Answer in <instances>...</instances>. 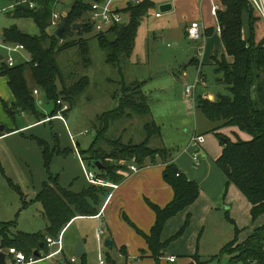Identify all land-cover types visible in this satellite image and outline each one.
I'll return each mask as SVG.
<instances>
[{
  "label": "trees",
  "instance_id": "trees-1",
  "mask_svg": "<svg viewBox=\"0 0 264 264\" xmlns=\"http://www.w3.org/2000/svg\"><path fill=\"white\" fill-rule=\"evenodd\" d=\"M58 1L15 0L12 16L32 19L40 34L30 35L16 26L3 31L2 39L5 44L23 45L25 53L29 56V61L20 62L17 66L7 67L5 64L1 66L0 75L8 79L15 99L10 107L3 103L4 107L12 111L13 117L16 114H24L34 118L38 124L52 121L58 115L62 108L58 104L59 101L69 106L68 111L64 112V115L68 114L86 93L90 79L87 76L78 80L72 77L70 81L63 74L58 64V57L71 49H76L80 63L84 68L89 69L93 65L90 43L92 39L97 42L100 50L105 53V64L116 70L121 78L118 84L121 86L122 94L118 108L97 118L100 123L105 124V128L94 125L95 140L88 150L81 151L80 154L86 165H93L95 170H97L96 163H99L102 168L101 174L98 171L99 177L112 182L120 181L121 176L118 171L126 169V166H122L120 162L133 161L144 165L147 160L154 162L157 158H161L167 164L164 180L172 187L174 200L164 209L149 202L157 217L151 233L144 234L127 217H124L125 221L145 238L151 257L156 264H160L163 251L173 239L184 234L191 218H187L182 229L174 237L163 242L162 234L167 222L193 205L200 197L201 188L169 161L171 157L169 149L151 145L153 139L162 137V128L152 117L150 99L144 93L141 83L127 82L125 77L126 64L133 55L138 29L144 17L153 8V4L149 0L138 5L131 4L124 11L129 15L127 23H121L106 33H97L92 39H86L81 36L90 34L94 30L90 22L93 0H76L62 20L67 22V29L63 39H59L51 27L54 8ZM222 2L225 6V11L219 12L222 40L232 62L224 57L217 62L216 72L221 76L218 82L226 87L228 93L217 94L213 101L199 96L196 105L209 121L215 123L214 133L216 132L215 135L220 139L223 147L222 155L216 164L226 176L227 184L236 186L252 205L251 217L255 224L264 216V42L256 41L253 16L257 22L260 18L256 17L250 3L245 0H222ZM244 12L252 18L248 40L243 38L242 33ZM75 24H83L82 29L78 32L73 31ZM76 35L78 38L75 37ZM30 80L34 89L30 86ZM35 90H41L46 99L54 103L49 115L39 109L34 95ZM135 118L144 122L142 129L140 128V135L143 136L140 142H135L133 139L125 140L123 137L125 130L119 137L106 138L115 124ZM225 128H236L251 139L243 140L234 133L237 140L228 139L225 144L221 134H218L219 130ZM14 131L5 128L4 132L0 131V137ZM35 139L42 148L47 167H50L56 154L67 152L66 150L62 152L58 146L52 151L45 140L36 137ZM8 180L9 185L21 193L18 186ZM49 180L54 182L55 186L45 183L35 200L41 204L48 221L46 232L14 234L12 228L17 226V222H0V250L16 249L24 253L27 259L35 257V252L38 251L41 257L54 250L48 247L47 238L57 240L68 224L77 217H95L99 214L101 198L105 196L107 190L91 185L88 189L75 193L59 187L58 179L51 174ZM232 223L236 229L235 239L224 246L220 256H229L231 264H264V225L256 229L245 242L238 243L241 230L236 228L234 222ZM235 244L236 248H233ZM200 258L198 254L194 256L199 264H205ZM107 261L114 264L110 257ZM59 264L88 263L86 255H83L76 263L65 258Z\"/></svg>",
  "mask_w": 264,
  "mask_h": 264
},
{
  "label": "rangeland",
  "instance_id": "rangeland-1",
  "mask_svg": "<svg viewBox=\"0 0 264 264\" xmlns=\"http://www.w3.org/2000/svg\"><path fill=\"white\" fill-rule=\"evenodd\" d=\"M75 2L76 0L58 1L55 5L54 13L61 17L60 22L66 17ZM15 3V1L11 0H0V34L5 27L18 26L26 30L30 35H39L40 31L34 23L28 24L25 20H15L9 17V13L12 11V6ZM158 11L160 12V7ZM255 15L257 17L256 12ZM253 20L256 41L264 42V28L259 25L260 23L257 22L254 16ZM251 21V15L246 12L244 14V25L242 28L243 38L245 40L249 38ZM96 34L97 32L93 30L90 34H83L81 37L92 39ZM75 37L78 38L77 35ZM155 38L153 34L151 38L153 46H150L148 50L147 65L140 66V71L144 72L142 78L148 81L146 82L147 90L150 87L152 90H155L154 94L150 96L152 113H154L152 117L154 116L153 118H155L157 124L162 128V137L153 139L151 145L155 147L162 145L168 147L171 152V158L175 159L187 148L192 136L198 128L197 122L199 119L195 117L194 114L196 103H194L195 107L190 112L189 101L191 100L188 101L185 97V93L183 94V92H185V87L195 86L196 91L194 93L196 95L194 102H196L200 94L217 95L218 93H228V91H226V87L219 83L213 75H209L208 87L206 89H196L197 79L195 74L186 80L184 86L181 83L169 81L171 76L170 69H172L174 67L173 65L176 63L174 54L177 48H175L173 43L168 39L159 41V39ZM90 44L93 65L89 69L84 68L80 63L76 49H71L69 52L63 53L58 57L59 66L63 74L67 76L70 81H72V77H76V80H78L87 76L90 79V86L86 93L73 106L72 110L64 115L66 120L63 122L55 117L52 121L33 125L22 131L8 134L0 139V222H17V226L12 228L14 234L17 232L34 234L45 230L48 221L44 216L42 206L40 203H32L31 201H33L37 193L41 191L43 184L49 181L50 174L56 179H58L57 176H59V187H65L72 191L81 192L84 187L90 186L84 174L81 160L82 155L80 156L79 152L88 150L92 145L96 137L95 126L98 128L100 126V128H105V124L102 122L100 123L97 118L118 108L119 99L122 94L120 91L121 86L118 84L121 79L120 76L116 70L105 64V53L100 50L97 42L92 39ZM168 44H171L172 47L168 48ZM186 46L191 47L194 52L195 44L193 42L187 41ZM178 54L182 57V52ZM0 55L6 60L9 53L0 47ZM12 55L16 60H20V62L29 61V56L26 53L23 54V58L20 53H14ZM183 57L186 58L185 54ZM5 60L0 61V67L1 63H5ZM150 69L152 71H157V74H163L155 77L154 80H150ZM39 91L41 93L37 97L39 109L44 114L49 115L54 108V103L48 101L44 93L41 90ZM40 100L42 101L41 104L39 103ZM5 117L9 119V122H0V126L2 127H5V125H13L15 128L17 125L20 127L25 122L33 123L35 121L34 118L29 116L23 117L22 114H16L15 117H13L12 111L10 110H6ZM102 124H104V126ZM143 124L144 122L142 123V121L137 118L131 121L123 120L113 126L106 135V138L119 137L122 131L125 130V134L123 135L125 140L133 139L135 142H140L141 139H143L142 134L140 135V128ZM186 130L190 132L187 133ZM198 132L200 131L198 130ZM209 134L212 135L213 133L211 132ZM218 134H221L222 139L237 140L229 130ZM35 137L45 140L53 150H56L58 146L62 152L65 150L67 152L59 155L56 154L51 161L50 167H47L42 154V148L35 140ZM218 140V143L212 144V152L210 155L218 153L222 147L220 139ZM78 144H80L79 147ZM203 156H205V158H203ZM199 157L202 166L206 165V179L210 178L216 183L222 172L221 169L215 162L213 163L211 156L204 154L202 150L199 152ZM188 160L190 159L188 158ZM210 162L213 164L212 167ZM212 168L215 173H213ZM87 169L95 171L93 165L90 166L87 164ZM8 179H10L15 186L20 187L22 192L21 195L9 185ZM50 185L52 187L55 186L54 182H51ZM203 188L210 190L206 182H203L201 189L203 190ZM237 192L239 193L235 187L226 183L223 193L222 190L221 195L218 193L222 205L214 211L209 219L206 220L205 218L203 221H200L199 218H196L194 222L192 221V223H190L182 236L173 239L169 243L168 247L165 249V253L178 256L177 263L169 264H189L188 259L191 258V255L194 256L197 254L205 264H231L230 257L227 255L220 256V252L226 244L235 239L236 229L232 222L236 224V228H239V226L248 227L251 224L246 221L248 214L245 208L241 207V200L243 197H240ZM226 207H230V210H227ZM231 207L233 208L231 209ZM235 214H237L239 218L238 224L233 218ZM117 220L120 226L126 228L130 227L120 213L118 214ZM255 225H258V221ZM96 226L97 224L92 220L79 219L75 224H72L66 229L63 237V244L66 248L65 252L69 260L74 253V247L77 245L78 241L87 239L89 240V250H87L86 253L88 264H99V252H101L102 255L101 259H103L106 264H112L107 261L109 257L114 261V264H126L127 259L123 258L121 255L118 243V246L116 245L114 248L109 249L105 248L104 244L101 245L98 243L95 237ZM176 226L177 223H173L172 228L167 231V237H164V242L174 237L179 232L180 228L183 227V225L180 224V228L175 230ZM172 230L173 232H171ZM248 231H250V229H248ZM243 232H245V234H243ZM246 232L247 229L239 233L238 243L244 241L247 235ZM110 236L106 231V237H104L103 240L105 241V239ZM233 248H236V244ZM62 257L63 255H59L51 260L44 261V263L58 264ZM191 260L193 264H199L194 257H192ZM8 264H10V262H8Z\"/></svg>",
  "mask_w": 264,
  "mask_h": 264
},
{
  "label": "crops",
  "instance_id": "crops-1",
  "mask_svg": "<svg viewBox=\"0 0 264 264\" xmlns=\"http://www.w3.org/2000/svg\"><path fill=\"white\" fill-rule=\"evenodd\" d=\"M11 1H15V0H11ZM143 1L145 0H136L135 2L133 0H114L111 6L115 11L122 12L121 15L123 17V23H127L129 20V15L126 14L124 11L128 9V7L131 4L138 5L142 3ZM149 1L153 4V8L150 9L147 16L144 17L138 29L135 49H134L131 59L126 64V68H125V77H126L127 82L141 83L142 89L144 93L149 97V99H150V96L154 94L155 90L153 89L154 90L153 91L151 87L147 90L146 82L148 81L142 78V74L144 72L140 71V66H145L148 63V50L150 46H153V42L151 39L153 34L156 37L155 39H159V41H162L165 39L170 40V42L173 43L174 47L177 48V51L174 54L175 55L174 59L176 60V63L175 65H173L174 67L170 69L171 76L169 78V81L178 82V83L183 84L184 86V83L186 82V80L190 76L195 74L196 79H197V85H196L197 90L198 88L206 89L208 87L207 85H208L209 75L211 76L213 75L215 79L218 81V79L221 78V76L218 75L216 72L217 62L221 61L224 57H226L229 62H232V58L229 57L226 53V49H225V46L222 40V27L219 21V12L225 11V6L223 5L222 0H149ZM15 4L12 6V11L9 13V17L15 20H25L28 24L29 23L35 24V22L32 19H23V18L13 17L12 12L14 10ZM162 6H169V10L166 12H163L161 10ZM213 6L218 7L217 16H214L212 14ZM159 7H160V12L158 11ZM194 22H199L201 25V39L198 41L192 40L188 36V30L191 24ZM259 23H260L259 25H261L262 28H264L263 23H261V21H259ZM7 28H10V27H5L4 29H7ZM18 28L27 32L21 27H18ZM52 29L56 30L54 28ZM219 29H221L220 32H219ZM157 34H160V35H157ZM2 35H3V32L0 34V47L6 50L3 46H8L11 44H5L3 42ZM187 41H191L195 44L194 52L191 47L186 46ZM171 47L172 45L168 44V48H171ZM179 52H182V57L178 54ZM19 53L22 55V58H23V54L25 52H22V53L19 52ZM184 54L186 58L183 57ZM2 60L4 61L5 58L2 55H0V61ZM16 63L18 65L20 63V60L19 61L16 60ZM2 64L6 65V63H1V66ZM158 70H161V69H158ZM162 74L163 73L157 74V71H152L150 69L149 78L150 80H154L155 77L162 75ZM30 86L32 87V89H34V85L32 84L31 80H30ZM186 87L184 91L186 90ZM35 91H38V94H35ZM35 91H34V95L37 99V97L41 93L39 90H35ZM184 93L185 92H183V94ZM195 95L196 94L194 93L193 99H190L191 101L188 100L190 112L195 107L194 106V103H196L194 102ZM199 96H203V97L208 96L207 98H209L210 100H215L217 95L200 94ZM14 100H15L14 95L9 87L8 79L0 75V122L1 123L9 122V119L5 117L6 110H9V109H5L3 103H6L10 107L12 103L14 102ZM39 103L41 104L42 101L40 100ZM194 114H195V117H198L199 119L197 122V127H198L197 130L192 136L187 148L183 150V152L179 154L175 159L170 157L169 161L175 164L183 174L188 176L191 180L195 181L199 186L200 185L202 186L203 182H206L207 187L208 188L210 187V190H208L207 188H203L204 190L203 191L201 189L200 197L193 205L188 207L186 210L180 212L177 216H175L174 218L170 219L167 222L165 229L163 231V234H162L163 242H164V237L165 238L167 237V234H168L167 231L170 228H172L173 223L175 222L177 223V226L175 229L177 230L180 228L179 227L180 224L184 226L188 217L191 218L190 223H192V221L194 222L196 218H199L200 221H203L205 218L207 220L214 213V211L217 210L220 205H222L220 198L218 196V193L219 195L223 193L226 183H227V178L224 175V173L221 172L219 179H217L216 183L215 181H212V179L210 178L206 179L205 177L206 165L204 166H202V164H200L199 166L194 165L193 154L196 152V148L191 146V141L193 137L197 135L205 136V143L203 147L199 149V152L202 150L204 154L211 156V160H213V163L214 162L216 163V161L222 155L223 147L220 148L218 153L214 155H210L212 152V144H216L219 142L218 138L215 135L216 132L215 133L213 132L215 123H212L211 121H209L207 117L204 115V113L199 108H197V105H196V109L194 110ZM22 115L23 117L27 116L24 114ZM153 119L155 120V118ZM36 124H38L36 123V121H34L33 123L25 122L20 127H18L17 125L15 128L13 125L12 126L5 125L4 130L5 128H7L11 131H14L17 129L19 131H22ZM198 130L200 132H198ZM227 130H229L230 133L233 134V136H234V133L237 135L239 133V137L243 140L251 139L247 134L238 131L236 128L221 129L218 131V133H222ZM1 132H4V131H1ZM16 132L18 131H14L13 133H16ZM186 132L189 133L190 131L186 130ZM211 132L213 133L212 135L209 134ZM5 136L6 135H4L3 137ZM1 138L2 137H0V139ZM78 146H80V144H78ZM162 146L168 149V147L164 145ZM51 150L53 151V149ZM188 158L190 160H188ZM203 158H205V156H203ZM160 160L161 158L160 159L157 158L154 162L147 160L144 165H139L133 161L132 162H120L122 166H126L125 170L118 171V174L121 176V180L118 182L108 181L111 184L118 185L119 188L116 190H113L107 187H97V188H103L107 190V193L105 194V196L101 198L99 214L95 217H77L68 224V226L64 229L63 232L65 233L66 229L72 224H75L79 219L92 220L97 224L96 226L97 228L95 230V237L98 243L101 245L104 244L103 239L104 237H106V231H107L109 236L110 235L111 236L107 237L106 239L111 238L113 240L114 246L112 248H114L117 245V243L119 244L121 255L123 256V258L127 259L126 264H156L155 260L151 257V252L148 249V245H147L145 238L142 235H140L132 226L127 227V228L124 226H120L118 224L117 217H118V214L120 213L123 219L124 217H127L137 227V229H139L144 234L149 235L151 233V230L156 223L157 217H156V213L149 206V202L164 209L168 204H170L174 200V191L172 187L168 185L164 180V171L166 169L167 164L164 163V161L162 160L160 161ZM210 163L212 167L213 164L212 162ZM133 165L138 168L139 171L137 173H134L133 171L130 170V167ZM101 170L98 169V171H100V174H101ZM98 171L95 170L97 174H98ZM212 171L213 173H215L213 168H212ZM57 178L59 181V176H57ZM45 183L51 184V181L49 180L48 182H45ZM230 186H233L237 189V187L234 185H230ZM89 187L87 186L84 187L82 191H84L85 189H88ZM18 188L20 189V187ZM61 188H65V187H61ZM221 190H222V193H221ZM40 192L41 191H39L35 199L31 201L32 203L33 202L37 203L35 202V200ZM73 192L80 193V191H75V190ZM19 194L21 195L22 192ZM238 194L240 195V197H243L241 200V207H244L246 210V213L248 214V218L246 221L248 223H251L248 227L239 226V228L241 229L238 228L241 231L242 230L246 231L247 229V232H246L247 235L245 236V239L243 241L245 242L250 236H252V234L254 233L256 229L264 225V216H262L258 220V225L253 224L252 217H251L252 205L247 201V199L243 196V194L240 191ZM232 208L233 207H231V209ZM226 209L230 210V207H226ZM237 216L238 215L235 214L233 218L238 224L239 218ZM260 221H261V224H260ZM10 222H13V221H10ZM1 223H9V222H1ZM47 227H48V224L45 230L41 232L45 233L47 230ZM181 229L182 227L180 228V230ZM248 229H250V231H248ZM100 231H102L103 234L99 237ZM171 232H173V230ZM243 234H245V232H243ZM88 241L89 240L87 239H84L81 241L83 244L84 250H85L84 255H86L87 250H89ZM77 245L74 247V253L71 256L70 261L72 259H78L76 257ZM65 251H66V248L64 247V251L62 254L63 257L61 258L60 261L64 260L65 258L69 260V258L66 256ZM1 252H4L7 255L5 264H8V262H10V264H18L15 257L9 253L8 249H5L3 251L0 250V253ZM101 256H102L101 252H99L100 261L103 260L101 259L102 258ZM194 256L191 255V258ZM171 257H175L176 258L175 263H177L178 256L175 254H166L164 250L163 257L161 258L160 264L171 263L169 261V258ZM191 258L188 259L189 264H192ZM36 264H45V263L44 261L43 262L41 261ZM47 264H53V263H47Z\"/></svg>",
  "mask_w": 264,
  "mask_h": 264
},
{
  "label": "built area",
  "instance_id": "built-area-1",
  "mask_svg": "<svg viewBox=\"0 0 264 264\" xmlns=\"http://www.w3.org/2000/svg\"><path fill=\"white\" fill-rule=\"evenodd\" d=\"M114 0H93L91 2V11H90V22L92 26L94 27V30L97 33H106L108 32L112 27L119 25L123 23V17L121 13L118 11H115L111 4ZM134 2L136 0H133ZM248 3L251 4V6L254 8L257 16L260 18V21L264 24V0H247ZM218 13V7L213 6L212 8V14L214 16H217ZM159 16V15H158ZM61 17L54 13L52 17L51 27L54 29H57L60 25ZM221 29H219V32ZM188 36L190 39L198 41L201 39V25L199 22H194L191 24L189 30H188ZM9 53V56L7 57L5 63L7 67H14L16 63V59L12 54L19 53V52H25V48L23 45H8L3 46ZM200 53V52H199ZM195 91V86H187L185 90V97L187 100L193 99ZM35 94H38V91H35ZM59 105L62 106L60 111L58 112V115L56 118L59 120L65 121L66 118L64 116V112L68 111L69 106L66 104H63L61 101L58 102ZM205 143V136L203 135H197L193 137L191 144L193 147L196 148V152L193 154V162L195 166H199L201 164V159L199 157V149L203 147ZM80 154V152H79ZM81 156V154H80ZM82 160V166L84 169V174L86 177L87 182L96 187H107L111 188L113 190H116L119 188L116 184H111L108 181L104 180L103 178L99 177V175L95 171H91L90 169H87L86 163L83 161V158L81 156ZM130 170L134 173H137L139 170L136 166H131ZM103 234L102 231L99 232V237ZM63 237L64 232L61 233L59 238L57 240H54L52 238H47V244L48 247L51 250L49 254L43 255L41 257H31L27 259L24 253L16 250V249H10L9 253L13 255L17 261L18 264H36L38 262L48 261L56 256L62 255L64 251V244H63ZM77 259H72L71 262L76 263ZM169 261L171 263L176 262L175 257L169 258ZM99 264H105L104 260H101Z\"/></svg>",
  "mask_w": 264,
  "mask_h": 264
},
{
  "label": "water",
  "instance_id": "water-1",
  "mask_svg": "<svg viewBox=\"0 0 264 264\" xmlns=\"http://www.w3.org/2000/svg\"><path fill=\"white\" fill-rule=\"evenodd\" d=\"M161 10L163 12H166V11L169 10V6H162ZM82 27H83V24H75L73 26V31H75V32L79 31L80 29H82ZM66 29H67V22L66 21H62L60 23V25L58 26V28L55 30V35L59 39H63V37L65 35V32H66ZM15 66H17V63H16ZM0 130L4 131V127L0 126ZM222 141H224L225 144H227V142H228L227 139H222ZM96 166H97V168L99 170L102 169L101 166H99V163H96ZM104 245H105L106 248H112L114 246V242H113V240L111 238H108V239L105 240ZM84 254H85V250H84L83 244H82L81 241H78L76 257L80 258ZM6 257H7V255L4 252L0 253V264H5ZM35 257H37V258L40 257L38 251L35 252Z\"/></svg>",
  "mask_w": 264,
  "mask_h": 264
}]
</instances>
